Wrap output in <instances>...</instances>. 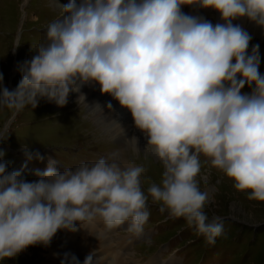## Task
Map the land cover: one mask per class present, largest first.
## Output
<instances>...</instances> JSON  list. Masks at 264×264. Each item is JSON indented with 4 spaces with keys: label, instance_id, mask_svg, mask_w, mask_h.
<instances>
[{
    "label": "clouds",
    "instance_id": "obj_1",
    "mask_svg": "<svg viewBox=\"0 0 264 264\" xmlns=\"http://www.w3.org/2000/svg\"><path fill=\"white\" fill-rule=\"evenodd\" d=\"M183 5L214 9L223 22L186 14ZM61 11L47 25L45 41L32 47L35 55L19 65L22 78L14 90L3 85L0 73V105L34 109L46 99L64 107L70 93H78L80 107L103 112L99 103L90 107L81 90L99 84L146 134L145 151L162 163V180L146 195L144 169L122 166L111 154L63 171L48 156L46 168L29 181L27 164L9 171L0 151V260L30 245L47 246L60 229L77 231V221L98 218L107 229L127 223L129 232L139 234L149 218L148 196L214 244L224 226L203 211L207 194L196 179L201 156L236 190L264 201L260 46L249 52L251 35L233 23L247 17L264 29V0H68ZM245 85L250 92L242 91ZM130 141L137 143V137ZM23 148L28 160L45 159ZM93 261L94 251L82 264ZM61 264L81 261L66 252Z\"/></svg>",
    "mask_w": 264,
    "mask_h": 264
},
{
    "label": "rangeland",
    "instance_id": "obj_2",
    "mask_svg": "<svg viewBox=\"0 0 264 264\" xmlns=\"http://www.w3.org/2000/svg\"><path fill=\"white\" fill-rule=\"evenodd\" d=\"M66 3L68 0H0V73L4 77L3 85L10 91L22 78L19 65L35 55L33 49L45 41L47 25L62 15L61 4ZM187 6L183 5L182 11L190 15ZM263 42L252 38L248 49L250 52L253 44H259L262 74ZM242 91L251 89L245 85ZM70 102L59 107L40 99L34 109L26 106L21 110L0 105V151L4 152L3 159L9 161V171L27 164L24 176L31 181L36 179L37 169L46 168L48 156L57 159V168L63 171L65 167L75 169L81 163L92 164L101 157L116 154L122 166L144 169L141 187L146 195L149 186L160 184L163 165L149 151L143 150V146L120 147L118 141L110 138L106 127L95 122L87 108ZM115 102L118 101H114L113 107L117 108L123 123L127 122L128 128L133 127L131 112L122 106L120 109V104L117 106ZM24 145L32 152L38 150L45 159L28 160ZM205 161L201 156V170L196 177L199 188L208 192L203 211L210 219L220 217L224 226L223 234L214 244H208L203 236L197 235L184 218L169 217L167 211H161L159 203L148 196L149 218L139 234L129 232L127 223L107 229L98 218L94 221L96 228L102 227L103 231L99 230L101 228L98 231L111 247L105 253L121 255L122 264H264V201L249 199L246 191L233 187L234 181L223 171ZM57 232L58 239H65L72 231L60 229ZM51 245H30L17 256L0 260V264H51L47 250V247L54 248Z\"/></svg>",
    "mask_w": 264,
    "mask_h": 264
},
{
    "label": "bare ground",
    "instance_id": "obj_3",
    "mask_svg": "<svg viewBox=\"0 0 264 264\" xmlns=\"http://www.w3.org/2000/svg\"><path fill=\"white\" fill-rule=\"evenodd\" d=\"M187 7L189 8L190 15L203 16L207 20L211 21L213 24H216L221 20L220 13L214 9L201 8L199 7V5H189ZM237 22L249 32L252 38H255L256 40L260 38L264 41V29H262L260 26L250 21L247 17L238 18L237 20H234V24ZM81 90L86 94L87 102L90 107L94 106L96 103H99L101 105L103 112L99 108H97L95 111H90L89 114L93 116V119L97 124L106 127V130L110 132L111 139H115L116 142L118 141L120 147L128 145L130 147L134 146V148H139L140 146H143V150H145L148 143V138L146 134L140 129L137 130L135 128V125L133 127L130 126L128 128L127 122L123 123L122 119L119 117V113L116 112L117 108L113 107L115 99H113L109 94H102L100 91L99 84H86L82 87ZM77 95L78 93H70L68 102L71 101L70 104H77ZM109 101L112 104L111 109L107 107ZM115 104L119 106L118 102H115ZM81 106L87 108L85 105ZM119 108H122L121 105L119 106ZM115 136H119V138L117 139L115 138ZM133 136L137 137V143L135 141H130L128 143L125 142L129 137ZM160 164L162 165V163ZM94 221H86L82 224V226L77 227V231L71 232L69 236L65 239L60 237L58 239V235L60 234H55L51 241L56 244L54 245L51 241L48 244H52L51 247L53 246L54 248L47 247V250L49 252L48 259L51 261V264H58L59 261L61 262L60 258H63V255L66 252L74 254L81 261L82 264L85 256L93 251V264H122L120 260L121 255H113V253L110 252H108L107 254L105 253V251L109 250L111 247L108 244L107 239L101 233L103 231L102 227H98L101 228L99 229L101 232H99L98 228H96L97 225L93 224ZM77 222L78 223L75 224V227L80 223L79 221ZM79 238H81V240ZM59 246L62 247L60 248Z\"/></svg>",
    "mask_w": 264,
    "mask_h": 264
}]
</instances>
